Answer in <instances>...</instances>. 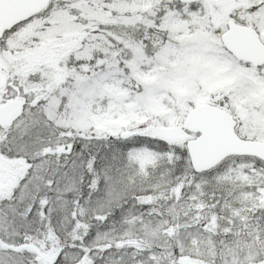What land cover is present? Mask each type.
<instances>
[{
	"label": "snow or ice",
	"instance_id": "obj_1",
	"mask_svg": "<svg viewBox=\"0 0 264 264\" xmlns=\"http://www.w3.org/2000/svg\"><path fill=\"white\" fill-rule=\"evenodd\" d=\"M0 264H264V0H0Z\"/></svg>",
	"mask_w": 264,
	"mask_h": 264
}]
</instances>
